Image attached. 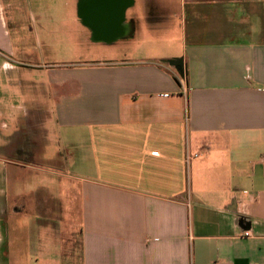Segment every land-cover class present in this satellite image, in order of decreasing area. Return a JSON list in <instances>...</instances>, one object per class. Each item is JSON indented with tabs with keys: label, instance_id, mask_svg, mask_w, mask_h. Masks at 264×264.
I'll return each mask as SVG.
<instances>
[{
	"label": "crops",
	"instance_id": "obj_1",
	"mask_svg": "<svg viewBox=\"0 0 264 264\" xmlns=\"http://www.w3.org/2000/svg\"><path fill=\"white\" fill-rule=\"evenodd\" d=\"M127 2L76 64L0 0V264H264V0Z\"/></svg>",
	"mask_w": 264,
	"mask_h": 264
},
{
	"label": "rangeland",
	"instance_id": "obj_2",
	"mask_svg": "<svg viewBox=\"0 0 264 264\" xmlns=\"http://www.w3.org/2000/svg\"><path fill=\"white\" fill-rule=\"evenodd\" d=\"M54 1L56 2L54 3ZM26 3L30 19L29 28L37 26L39 29L42 28L41 32L46 34V36L43 33L40 35L42 38H39L40 42L37 40V48L34 45L30 47V50H37L40 53L39 59L37 58L39 62H61L65 61L67 57H69V61L76 64L114 58L120 59V43L108 45L102 41L96 42L95 40L102 37L101 35L94 32H82L83 26L79 23L77 9H74V0H26ZM42 12L44 14L40 18L39 14ZM55 70L68 72L69 69ZM44 77H47L46 72ZM18 172L20 173L19 170ZM24 173L26 175L37 174L31 171H24ZM28 186L23 182L14 184V191L27 192L31 187ZM74 209L71 207L69 212L60 213V217L62 221L73 223L71 226H78V222H76L78 213L73 212ZM39 211L41 212L39 214L41 218L48 219L50 215L54 216L52 213H44L40 209Z\"/></svg>",
	"mask_w": 264,
	"mask_h": 264
},
{
	"label": "flooded vegetation",
	"instance_id": "obj_3",
	"mask_svg": "<svg viewBox=\"0 0 264 264\" xmlns=\"http://www.w3.org/2000/svg\"><path fill=\"white\" fill-rule=\"evenodd\" d=\"M101 1L103 4L99 5ZM82 15L91 32L101 35L100 38L120 34V0H90L89 5H83Z\"/></svg>",
	"mask_w": 264,
	"mask_h": 264
},
{
	"label": "water",
	"instance_id": "obj_4",
	"mask_svg": "<svg viewBox=\"0 0 264 264\" xmlns=\"http://www.w3.org/2000/svg\"><path fill=\"white\" fill-rule=\"evenodd\" d=\"M122 1H123V3L121 6H122V12H123V10L126 8L128 2H127V0H122ZM168 63L173 65L177 70H179V72L182 73L183 68H184L182 58L179 57V58L168 60Z\"/></svg>",
	"mask_w": 264,
	"mask_h": 264
},
{
	"label": "built area",
	"instance_id": "obj_5",
	"mask_svg": "<svg viewBox=\"0 0 264 264\" xmlns=\"http://www.w3.org/2000/svg\"><path fill=\"white\" fill-rule=\"evenodd\" d=\"M244 235H245V236H248V235H249V232H244Z\"/></svg>",
	"mask_w": 264,
	"mask_h": 264
}]
</instances>
